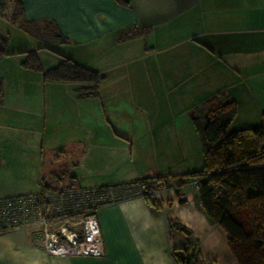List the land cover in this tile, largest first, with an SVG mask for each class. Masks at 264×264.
<instances>
[{
  "label": "crops",
  "instance_id": "crops-1",
  "mask_svg": "<svg viewBox=\"0 0 264 264\" xmlns=\"http://www.w3.org/2000/svg\"><path fill=\"white\" fill-rule=\"evenodd\" d=\"M19 1L26 20L56 26L65 38L60 44L68 49L63 56L98 72L102 80L95 96H81L86 84L75 91H46V85L73 83L42 79V99L40 89L25 91L27 74L1 77L0 197L26 188L38 193L42 182L48 184L46 176L52 180L48 185H55L51 178L60 170L66 176L59 185L71 179L82 188L157 176H172L175 183L200 172L202 149L192 116L220 94L236 106L229 127L261 125L264 0ZM57 97L78 110L57 113ZM42 104L46 115L40 126L36 116ZM28 113L35 117L28 119ZM61 114L70 122L67 139L47 142L46 128L57 126ZM21 135L30 152L13 155L11 146L21 142ZM177 145L190 156L189 164L171 170ZM44 152L51 156L48 163ZM68 154L70 167L63 166ZM105 160L106 166L114 161L113 171L81 167ZM95 216L102 257L50 256L32 246L26 232L15 231L0 235V264H176L172 249L187 246L194 248L198 264H237L228 235L205 213L191 179L167 187L159 207L134 197L103 206Z\"/></svg>",
  "mask_w": 264,
  "mask_h": 264
},
{
  "label": "trees",
  "instance_id": "trees-1",
  "mask_svg": "<svg viewBox=\"0 0 264 264\" xmlns=\"http://www.w3.org/2000/svg\"><path fill=\"white\" fill-rule=\"evenodd\" d=\"M13 1L15 6H12L9 0H0V15L5 16V10L10 11L7 19L11 24L44 45L53 40L59 43L65 41L53 23L39 24L26 20L20 1ZM44 49L49 48L44 46ZM7 55V41L0 37V59ZM26 55L27 61L35 57L34 52ZM61 57L62 61L57 67L48 69L42 74L43 80L86 84L87 87L83 88L81 96H95L102 76L68 57L63 55ZM2 97L0 78V103ZM235 115L234 101L220 94L204 104L192 116V122L201 142L203 169L200 172L181 176L175 183L172 176H157L135 183L149 180L163 181L166 187H176L185 183L187 179L209 175L208 181L200 183L197 189L199 201L207 216L228 235L231 256L237 264H264V113L260 126L228 132ZM65 176L61 173L53 175L51 179L55 185H46L42 182L41 190L75 187L71 179L69 185L64 187L59 185ZM212 182L219 183L223 188V193L218 198L213 197L208 188ZM142 198L152 207L160 206V202L148 194ZM188 250V246L182 249L173 248L172 253L175 259L182 260ZM193 259L198 264L196 255Z\"/></svg>",
  "mask_w": 264,
  "mask_h": 264
},
{
  "label": "built area",
  "instance_id": "built-area-1",
  "mask_svg": "<svg viewBox=\"0 0 264 264\" xmlns=\"http://www.w3.org/2000/svg\"><path fill=\"white\" fill-rule=\"evenodd\" d=\"M209 175L192 179L197 190ZM213 197L223 193L217 182L209 184ZM166 185L163 181L127 183L116 186L71 187L44 190L38 193L0 197V235L24 231L29 242L47 255L55 257L104 255L103 242L95 212L124 199L148 194L161 202ZM195 251L190 247L176 264H196Z\"/></svg>",
  "mask_w": 264,
  "mask_h": 264
},
{
  "label": "rangeland",
  "instance_id": "rangeland-1",
  "mask_svg": "<svg viewBox=\"0 0 264 264\" xmlns=\"http://www.w3.org/2000/svg\"><path fill=\"white\" fill-rule=\"evenodd\" d=\"M12 6H15V4H13V0H9ZM0 37L4 38L7 41V52L8 55L1 58L0 59V78L3 77L4 74H27L29 79L25 80V86L24 89L25 91H30V90H36V89H40L41 91V98H44V83L42 84L39 80H42V74L51 68H55L57 67V65L60 64V62L62 61V57L61 55L67 54L68 49L65 45L60 44L59 42H56L55 40H53L52 42H48L45 45L43 43H41L40 41H38L37 39H35L34 37L26 34L25 32H23L21 29H19L16 25L11 24L8 19H7V14L5 16L0 15ZM44 46L48 47L49 49H44ZM43 47V48H42ZM29 52H34V59L31 60L29 59L27 61V53ZM36 59V60H35ZM35 60V61H34ZM27 61V64L26 62ZM34 63H32V62ZM77 63V62H76ZM80 63V62H79ZM78 63V64H79ZM83 64V63H82ZM81 65V64H79ZM27 68H25V67ZM83 67L88 68L87 66L81 65ZM91 69V68H88ZM93 70V69H91ZM94 71V70H93ZM30 78H32V80H30ZM41 78V79H40ZM2 79V78H1ZM49 86H55V87H49ZM56 89L58 91H60V88L62 89H70L72 91L77 90L78 88V84L73 83L72 86H68V85H46L45 90L49 91L51 89ZM49 94L47 93V96ZM40 96V95H39ZM74 97H76V95H74ZM73 97V98H74ZM48 98V97H47ZM53 104L56 105V112L59 113L61 111H63L65 108H67L65 110L64 113H66L67 111L73 110L72 108L77 109V106L74 107V103H68L65 102L63 100H59V97H57V100L53 101ZM47 107V106H46ZM40 109H38L37 112V122L39 121V125L41 126L42 124H44L45 121V115H46V111H45V105L42 104V107H40ZM74 110V111H76ZM29 111V110H28ZM54 111V113H55ZM30 113V112H29ZM27 115V118H34L35 115L29 114ZM35 119V120H36ZM69 120L67 119V117L65 116V114H61L56 122H57V126H53V127H49L46 128V141L49 142L51 141V143L56 142V139H61V140H66L67 139V131H68V125L70 124V122H68ZM55 122V121H54ZM22 123V122H21ZM238 128H233V127H229L228 128V132H232V131H236ZM16 136V134L12 133V137ZM26 138L30 139L31 141H35L36 137L34 134H27L25 136ZM22 140H24L23 135H21L20 137V143H17L12 147V154H17L18 152H30L31 149V144H27V146L25 147V145L23 144ZM37 140V139H36ZM173 147V146H172ZM177 147V151H175L176 153H178V157L176 160V163L173 164V166H171V170H179V169H183L184 167H186V165L189 164V157H186L184 155L181 154L180 152V146H176ZM15 148H19V150H16ZM45 153V152H44ZM45 156L47 157V160H45V162L48 161L50 162V157L48 156L47 153H45ZM72 159V154H68L65 161L63 162V166L65 165L66 167H70V162ZM107 166L102 164L103 162L106 164V160L105 161H101L95 164H91V163H86L81 164L82 169H93L94 171L97 170V166H99L102 170L103 169H107L108 170H114L115 166H114V161L112 160H107ZM128 164V163H127ZM125 162V166L127 165ZM114 166V167H113ZM135 168V165H133ZM49 166L47 165V168ZM80 167V168H81ZM127 167V166H126ZM61 174H62V170H60ZM46 182L49 184L52 182V180H50V178H48V176H46ZM65 180V179H64ZM23 190V192H18L16 193V195H20V194H29L30 192H26L29 191L27 190V188L21 189ZM39 189H37L36 191H38Z\"/></svg>",
  "mask_w": 264,
  "mask_h": 264
}]
</instances>
